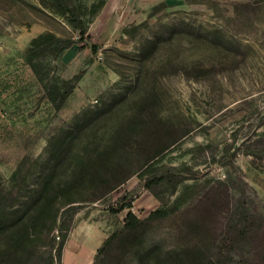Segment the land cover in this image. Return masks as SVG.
I'll return each instance as SVG.
<instances>
[{"label": "rangeland", "instance_id": "374dc122", "mask_svg": "<svg viewBox=\"0 0 264 264\" xmlns=\"http://www.w3.org/2000/svg\"><path fill=\"white\" fill-rule=\"evenodd\" d=\"M74 1L89 8L88 43L98 51L76 44L63 54L57 63L63 78L85 74L55 112L23 53L41 33L78 41V31L52 0H0V88L11 86L0 98V189L15 182L26 159V181L18 182L25 198L13 202L23 206L43 163L55 165L57 154L63 181L41 200L44 217L29 223L25 243L47 258L52 217L65 201H75L81 206L62 264H93L129 211L114 215L111 204L124 197L143 220L163 206L140 181L147 163L189 164L208 178H224L222 166L207 156L234 137L228 156L262 214L264 242V159L254 162L241 147L245 136L264 132V0ZM93 4L100 8L91 18ZM200 145L212 148L205 154ZM225 228L217 207L195 201L146 223L135 242L114 246L97 264H134L135 256L140 264H208ZM5 242L1 236L0 245ZM15 246L22 254V244ZM2 252L0 246V264H9Z\"/></svg>", "mask_w": 264, "mask_h": 264}, {"label": "trees", "instance_id": "16d2710c", "mask_svg": "<svg viewBox=\"0 0 264 264\" xmlns=\"http://www.w3.org/2000/svg\"><path fill=\"white\" fill-rule=\"evenodd\" d=\"M51 7L57 13L67 17L68 22L78 31V41L47 31L32 38L23 53V59L33 78L43 88L42 98L48 102L52 110L59 112L65 107L85 72L82 70L66 79L59 74L57 63L63 54L76 44H79L80 49L90 48L93 54L97 53L98 46L88 43L91 38L90 23L92 20L87 17L89 9L87 5H78L74 0H52ZM99 8L100 6L95 4L90 7L91 18ZM10 89V84H2L0 98ZM261 125L263 126L264 123ZM235 140L236 137L233 138L230 146L235 145ZM230 146H226L219 153L212 152L210 156L209 154L207 156L213 163L222 166L224 178H208V173L189 164L156 168V164L147 163L139 173L140 181L161 201L163 206L143 220L131 210L132 201L127 202L122 197L111 204L109 211L114 215H118L125 209L129 211L124 218L123 225L103 241L93 264H97L98 260L109 253L114 246L135 242L146 223L167 218L195 201H210L212 206L217 207V211L226 218V228L219 238L220 244L216 245L214 256L208 264H232L237 256L242 257L240 264H264V242L259 241L263 233L262 214L258 212L254 199L241 186L248 184L239 174L241 170L233 155L228 156ZM241 147L246 150L247 155L252 156L254 162L263 160L264 132H255L245 136ZM211 148L210 145H200L197 150H202L206 154V151ZM58 155L54 161L55 165L53 161L43 163V168L37 178L39 185L29 190L28 200H24L23 206L13 202L24 197L21 192L23 186L21 187L18 182L26 181L22 171L26 159L20 163L12 176L15 182L0 189V237L6 238V242L0 246L3 251L2 257H9V264L19 262L22 264H62L65 245L70 231L75 226V216L80 204L75 205V201H65L55 212L50 229L51 248L47 258L43 257L37 245L25 243L23 237L29 229V223H36L44 217V205L41 200H49L55 186L63 182L59 181L57 174ZM99 200L95 198L93 202ZM61 209L63 210L60 213ZM56 228H58V235L54 234ZM17 244H22L23 247L20 246L22 254H19L20 249L15 246ZM134 264H140L137 256L134 257Z\"/></svg>", "mask_w": 264, "mask_h": 264}, {"label": "crops", "instance_id": "0c3cea01", "mask_svg": "<svg viewBox=\"0 0 264 264\" xmlns=\"http://www.w3.org/2000/svg\"><path fill=\"white\" fill-rule=\"evenodd\" d=\"M161 1L167 2V1H169V0H161Z\"/></svg>", "mask_w": 264, "mask_h": 264}]
</instances>
